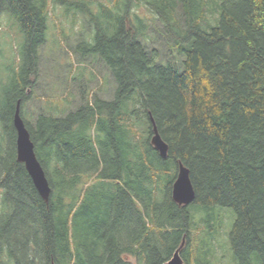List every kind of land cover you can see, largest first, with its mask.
Returning <instances> with one entry per match:
<instances>
[{
  "label": "trees",
  "instance_id": "16d2710c",
  "mask_svg": "<svg viewBox=\"0 0 264 264\" xmlns=\"http://www.w3.org/2000/svg\"><path fill=\"white\" fill-rule=\"evenodd\" d=\"M72 1L64 11L80 12L92 30L75 51L102 61L113 99L32 125L27 90L50 9L63 0H0L19 38L0 109V264H163L177 249L184 264H215L225 213L230 263L264 264V0H112L94 11ZM142 3L179 67L145 48ZM18 100L47 203L16 159ZM153 125L165 159L150 144ZM178 163L195 192L187 206L171 198Z\"/></svg>",
  "mask_w": 264,
  "mask_h": 264
},
{
  "label": "rangeland",
  "instance_id": "374dc122",
  "mask_svg": "<svg viewBox=\"0 0 264 264\" xmlns=\"http://www.w3.org/2000/svg\"><path fill=\"white\" fill-rule=\"evenodd\" d=\"M79 1L86 2L94 11L98 3L108 4L112 0ZM72 2H57L58 5L49 12L48 31L39 49L34 86L27 90L30 99L23 107L24 118L32 125L40 114L62 117L86 101L92 103L94 97L106 101L113 99L116 85L102 61L97 57H83L75 51L79 42L90 40L92 30L80 12L64 11L66 6L68 9L73 8ZM136 10L147 25L143 41L145 48L154 51L157 61L170 62L179 67L181 57L164 37L158 19L143 3ZM5 14H0V109L6 98L11 70L18 67L19 49V38L13 29V22ZM231 221L232 217L228 213L223 215L222 223L220 221L219 233L213 240L212 248L213 262L217 259L215 264H231L227 252V234ZM194 223L197 225L194 232L196 235L197 228H203L199 216L195 217Z\"/></svg>",
  "mask_w": 264,
  "mask_h": 264
},
{
  "label": "water",
  "instance_id": "95a60500",
  "mask_svg": "<svg viewBox=\"0 0 264 264\" xmlns=\"http://www.w3.org/2000/svg\"><path fill=\"white\" fill-rule=\"evenodd\" d=\"M20 101L15 106L12 117V125L16 133L15 151L16 159L24 165L37 193L46 203L50 196V187L45 172L38 161L34 144L30 139L29 132L20 115ZM150 144L162 159L167 156L168 146L158 134L156 127L152 126V135ZM195 192L190 181L189 170L181 163L177 165L176 177L171 187V198L174 203L179 206H187L194 200ZM180 249H177L172 257L163 264H184L180 257ZM53 264V263H51Z\"/></svg>",
  "mask_w": 264,
  "mask_h": 264
}]
</instances>
